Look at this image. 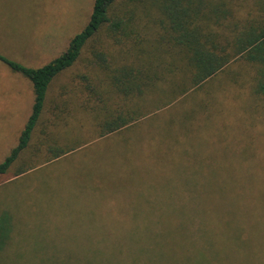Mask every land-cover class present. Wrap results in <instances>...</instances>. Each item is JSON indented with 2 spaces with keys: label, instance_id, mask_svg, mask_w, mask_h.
I'll use <instances>...</instances> for the list:
<instances>
[{
  "label": "rangeland",
  "instance_id": "obj_1",
  "mask_svg": "<svg viewBox=\"0 0 264 264\" xmlns=\"http://www.w3.org/2000/svg\"><path fill=\"white\" fill-rule=\"evenodd\" d=\"M263 1L240 0L237 18L256 16ZM93 4L0 0V55L28 68L46 65L85 28ZM113 9L134 11L144 27L158 16L154 0H118ZM95 41L106 48L93 42L51 84L36 144L45 126L59 145L88 130L75 107L78 77L92 50L109 52L112 43L103 32ZM256 69L237 63L212 81L210 114L190 100L194 114L185 124L172 110L156 112L118 142L0 186V264H264V97L253 93ZM33 103L31 82L0 62V163ZM64 103V114L53 110ZM161 118L175 124L159 126Z\"/></svg>",
  "mask_w": 264,
  "mask_h": 264
},
{
  "label": "trees",
  "instance_id": "obj_2",
  "mask_svg": "<svg viewBox=\"0 0 264 264\" xmlns=\"http://www.w3.org/2000/svg\"><path fill=\"white\" fill-rule=\"evenodd\" d=\"M117 1L94 0L85 28L70 40L65 52L40 68H28L0 55V62L31 82L34 93L32 112L17 145L0 163V179L9 176L0 186L61 160H75L99 142H118L124 130L156 112L172 110L185 124L188 115L194 114L190 100L201 104V113L214 112L207 88L234 64L257 67L253 93L264 97V1L258 2L256 16L249 14L241 20L237 18L240 0H154L158 16L147 21L146 27L134 11L115 14ZM151 25L156 28L152 34L147 31ZM100 32L111 38V50H92L90 68L78 77L81 86L75 107L80 121H90L88 130H80V139L72 144L59 145L45 126L38 134L42 141L36 144L33 138L51 84L93 42L106 48L107 44L95 41ZM66 103L53 110L64 114L69 110ZM60 114L57 121L67 123ZM164 124L173 126L174 118H161L159 126Z\"/></svg>",
  "mask_w": 264,
  "mask_h": 264
}]
</instances>
